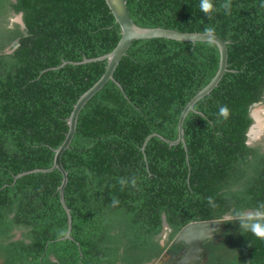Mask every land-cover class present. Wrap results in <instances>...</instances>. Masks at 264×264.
<instances>
[{
	"label": "trees",
	"instance_id": "obj_1",
	"mask_svg": "<svg viewBox=\"0 0 264 264\" xmlns=\"http://www.w3.org/2000/svg\"><path fill=\"white\" fill-rule=\"evenodd\" d=\"M223 2L213 0L209 18L200 0H126L140 26L213 28L227 42V70L186 114L185 144L170 145L160 136L177 137L182 109L218 68V48L131 42L113 79L80 109L61 154L71 214L64 238L61 172L16 175L52 165L73 104L106 66L81 60L111 51L120 26L105 0H0V264H147L164 254L171 264L181 227L212 218L225 228L205 244L202 264H264V241L233 215L264 203V142L247 137L250 107L264 99V0H231L230 14Z\"/></svg>",
	"mask_w": 264,
	"mask_h": 264
},
{
	"label": "water",
	"instance_id": "obj_2",
	"mask_svg": "<svg viewBox=\"0 0 264 264\" xmlns=\"http://www.w3.org/2000/svg\"><path fill=\"white\" fill-rule=\"evenodd\" d=\"M105 2L120 26V38L111 51L96 57L83 58L81 60V62H88L105 59L106 66L104 72L87 90H85L78 97L76 102L73 104L70 114L67 117V132L61 144L54 150L52 165L48 168H34L28 171H23L16 175L21 176L32 171H50L54 168H57L61 172L62 177L58 186V191L60 202L67 214V231L64 235V238H71V214L63 197V188L67 181V172L62 166L61 154L69 146L73 138L80 109L86 103V101L109 79H113V72L121 57L126 53L131 42L138 38L166 37L183 41H210L218 48V68L210 81L203 88H201L182 109L177 122V137L173 140H170L160 136L170 145L179 142L185 144L183 121L186 114L189 110L193 109V105L197 100L209 93L213 87L217 85L223 73L227 70V42L219 35L214 34L213 39L209 40L206 32H186L160 26H140L137 25L130 17L126 0H105ZM64 63H67V61L62 62V64ZM251 125L249 126V129ZM151 135L153 134H150L146 137L144 144ZM224 228L225 226L223 218L195 220L186 223L172 239V243L181 245L182 247L172 260L171 264H202L207 257L205 244L208 241H218L220 239V232H222Z\"/></svg>",
	"mask_w": 264,
	"mask_h": 264
},
{
	"label": "clouds",
	"instance_id": "obj_3",
	"mask_svg": "<svg viewBox=\"0 0 264 264\" xmlns=\"http://www.w3.org/2000/svg\"><path fill=\"white\" fill-rule=\"evenodd\" d=\"M231 6V0H224V2L220 4V8L224 10L225 14H230ZM261 7H264V3L261 4ZM199 9L205 16H208L209 18H211V14L214 11H217L213 4V0H200ZM205 31L207 33L208 39H213L214 29L208 27ZM218 115L224 120H227L230 115V109L228 106H221L219 108ZM118 182L122 186L127 183V181L123 178H120ZM131 183L133 186H135L134 179L131 181ZM211 199L212 198L210 197L209 202H211ZM118 202V200L113 198V205L118 204ZM233 215L235 216L240 229L250 232L257 239L264 241V203L258 204L254 209L251 210H237L233 213ZM61 235H64V233L61 232Z\"/></svg>",
	"mask_w": 264,
	"mask_h": 264
},
{
	"label": "rangeland",
	"instance_id": "obj_4",
	"mask_svg": "<svg viewBox=\"0 0 264 264\" xmlns=\"http://www.w3.org/2000/svg\"><path fill=\"white\" fill-rule=\"evenodd\" d=\"M10 20L16 21V22H21L19 14L12 15L10 17ZM250 116L253 119L252 125L253 124L255 126L258 125L256 128V129H258V131H256L257 134L256 133L252 134L249 132V129H248V131H247L248 143L249 144H255V143H259V142L262 143V142H264V99L260 102L254 103L250 107ZM253 136H255V137H253ZM166 233H167V231H165V233L163 234L162 243H164V238L166 236ZM166 259H167V256H166V254H164L161 257H159V258H157V259H155V260H153L147 264H167Z\"/></svg>",
	"mask_w": 264,
	"mask_h": 264
},
{
	"label": "bare ground",
	"instance_id": "obj_5",
	"mask_svg": "<svg viewBox=\"0 0 264 264\" xmlns=\"http://www.w3.org/2000/svg\"><path fill=\"white\" fill-rule=\"evenodd\" d=\"M258 116H259V115H258ZM255 123H256V122H255ZM257 126H258V125L255 126V125L253 124V125L250 127L249 132L252 133V134H254V133L257 134V132H256V131H258V129H256ZM248 134H249V133H248ZM256 136H257V135H256ZM253 137H255V136H253Z\"/></svg>",
	"mask_w": 264,
	"mask_h": 264
}]
</instances>
